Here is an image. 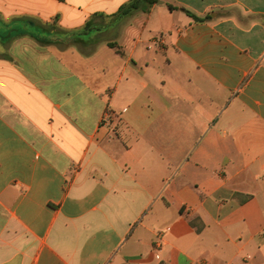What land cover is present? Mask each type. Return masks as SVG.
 <instances>
[{"label":"crops","instance_id":"0c3cea01","mask_svg":"<svg viewBox=\"0 0 264 264\" xmlns=\"http://www.w3.org/2000/svg\"><path fill=\"white\" fill-rule=\"evenodd\" d=\"M130 1L0 0V264H264V0Z\"/></svg>","mask_w":264,"mask_h":264},{"label":"trees","instance_id":"16d2710c","mask_svg":"<svg viewBox=\"0 0 264 264\" xmlns=\"http://www.w3.org/2000/svg\"><path fill=\"white\" fill-rule=\"evenodd\" d=\"M158 0H131L130 2L126 3L125 5H123L120 9L121 13H130L133 11H143V12H149L152 8V6L157 2ZM191 16L194 17L195 20H201L200 18H198L197 16L193 15L192 13L188 12ZM88 24L87 23V29L88 28Z\"/></svg>","mask_w":264,"mask_h":264},{"label":"built area","instance_id":"2783aa9c","mask_svg":"<svg viewBox=\"0 0 264 264\" xmlns=\"http://www.w3.org/2000/svg\"><path fill=\"white\" fill-rule=\"evenodd\" d=\"M162 249V243H161V241L159 240V241H157L156 243H155V250L156 251H160Z\"/></svg>","mask_w":264,"mask_h":264}]
</instances>
